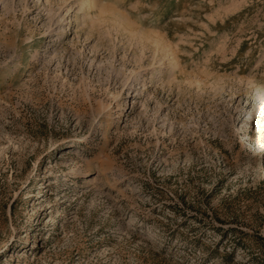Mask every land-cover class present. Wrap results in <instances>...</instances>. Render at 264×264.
Listing matches in <instances>:
<instances>
[{
  "label": "rangeland",
  "instance_id": "374dc122",
  "mask_svg": "<svg viewBox=\"0 0 264 264\" xmlns=\"http://www.w3.org/2000/svg\"><path fill=\"white\" fill-rule=\"evenodd\" d=\"M0 264H264V0H0Z\"/></svg>",
  "mask_w": 264,
  "mask_h": 264
},
{
  "label": "bare ground",
  "instance_id": "6f19581e",
  "mask_svg": "<svg viewBox=\"0 0 264 264\" xmlns=\"http://www.w3.org/2000/svg\"><path fill=\"white\" fill-rule=\"evenodd\" d=\"M86 6H88V5H87V3L84 1V6H83V7H86ZM175 65H176V63L173 61V63H172V71L176 69Z\"/></svg>",
  "mask_w": 264,
  "mask_h": 264
}]
</instances>
